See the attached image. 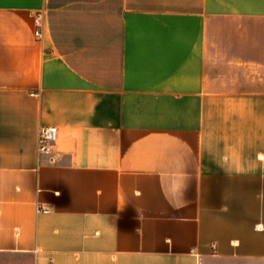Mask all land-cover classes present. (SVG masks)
Wrapping results in <instances>:
<instances>
[{
  "label": "crops",
  "instance_id": "1",
  "mask_svg": "<svg viewBox=\"0 0 264 264\" xmlns=\"http://www.w3.org/2000/svg\"><path fill=\"white\" fill-rule=\"evenodd\" d=\"M0 264H264V0H0Z\"/></svg>",
  "mask_w": 264,
  "mask_h": 264
},
{
  "label": "built area",
  "instance_id": "2",
  "mask_svg": "<svg viewBox=\"0 0 264 264\" xmlns=\"http://www.w3.org/2000/svg\"><path fill=\"white\" fill-rule=\"evenodd\" d=\"M35 22V36L40 37L43 19L41 15H37L34 18ZM58 137V128L56 126H40L38 128V138H37V152L39 155L50 156L52 154L53 146ZM43 212H48L47 209L38 208Z\"/></svg>",
  "mask_w": 264,
  "mask_h": 264
}]
</instances>
